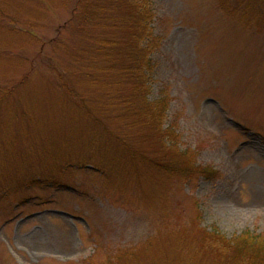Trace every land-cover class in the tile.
<instances>
[{
	"label": "rangeland",
	"instance_id": "1",
	"mask_svg": "<svg viewBox=\"0 0 264 264\" xmlns=\"http://www.w3.org/2000/svg\"><path fill=\"white\" fill-rule=\"evenodd\" d=\"M73 10L75 0H0V264H233L200 232L264 237V26L216 0L154 2L161 45L146 99L169 98L166 149L138 124L128 78L113 75L107 94L94 81L82 54L94 42ZM103 95L137 112L100 114Z\"/></svg>",
	"mask_w": 264,
	"mask_h": 264
},
{
	"label": "trees",
	"instance_id": "2",
	"mask_svg": "<svg viewBox=\"0 0 264 264\" xmlns=\"http://www.w3.org/2000/svg\"><path fill=\"white\" fill-rule=\"evenodd\" d=\"M78 11L73 10L72 18L78 26L80 37L85 39V44L94 42L92 51L87 48L82 50L86 60L95 69V75H92L94 81H101L102 91L104 94L110 93L114 89L115 83L111 81L113 75L124 80L128 78L131 85V91L139 97V103L136 105L140 108L141 119L140 125H146L153 131H158L166 149H174L166 141H174L171 135L164 128V118L169 106L167 95L161 96L155 100H148L151 90V82L154 74L155 61L154 55L161 45V39L154 33L153 21L155 19L154 2L156 0H75ZM220 9L226 14H238L239 22L246 26H264V5H258L261 0H216ZM256 6L257 11L251 18L250 13ZM124 28L128 39L122 40L115 36L114 30ZM93 33L95 35H93ZM89 48V47H88ZM85 65H82L84 68ZM83 82H89L91 77L88 73H82ZM106 99L100 109V114L104 112L102 108L110 107L116 112V121L122 122L126 113L132 110L137 112L136 107L126 97L114 96L110 99L108 95H103ZM110 102L108 103V101ZM130 111V112H129ZM134 114V113H131ZM98 120V119H97ZM171 131V129H170ZM108 129L103 132L101 139L104 141H113V134L108 137ZM173 136V133H171ZM158 137V136H157ZM115 138V137H114ZM117 138V137H116ZM102 140V141H103ZM171 152V151H169ZM73 163H68L70 167ZM170 173L176 174L188 179L189 173L185 172L183 165L177 163L173 165L170 162ZM105 167V165H104ZM64 168V167H62ZM71 168V167H70ZM196 166L191 167L194 171ZM208 171L205 167L195 171V175L202 176ZM46 183V182H45ZM29 185V183H28ZM188 240H190V236ZM201 246L209 245V248L216 251L220 258H227L233 264H264V237L261 235H252L241 233L231 239H225L220 235L216 227L210 230L203 229L200 232ZM188 240H179L180 244H173L171 250L180 253L185 248L183 242Z\"/></svg>",
	"mask_w": 264,
	"mask_h": 264
}]
</instances>
